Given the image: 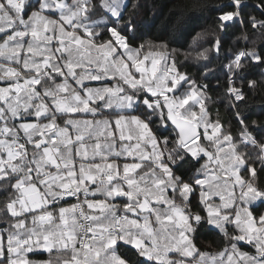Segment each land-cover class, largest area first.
Wrapping results in <instances>:
<instances>
[{"label": "snow or ice", "instance_id": "snow-or-ice-1", "mask_svg": "<svg viewBox=\"0 0 264 264\" xmlns=\"http://www.w3.org/2000/svg\"><path fill=\"white\" fill-rule=\"evenodd\" d=\"M256 7L226 65L233 136L166 42L133 43L136 0H0V264H264V137L244 89L264 69ZM248 8L218 5L217 27Z\"/></svg>", "mask_w": 264, "mask_h": 264}, {"label": "trees", "instance_id": "trees-1", "mask_svg": "<svg viewBox=\"0 0 264 264\" xmlns=\"http://www.w3.org/2000/svg\"><path fill=\"white\" fill-rule=\"evenodd\" d=\"M136 2L138 3L135 15L136 40L134 42L130 40V42L135 44L145 41L157 44L166 42L169 51L175 58L177 67L181 71L187 72L198 83L208 84L209 99L205 103L213 118L218 115L224 125V131L237 136L240 126L232 115L228 104L229 98L225 91L228 87L226 65L229 63L231 55L238 48L244 46V42L237 39L241 35L242 29L246 28L250 33L253 31L248 23V15L260 18L259 9L256 7L258 0H247L249 8L245 12L243 25L234 20L226 22L227 27L223 30L217 27V17L220 15L217 6L226 3L227 0H202L206 5L204 9L195 14L184 13L183 15L180 11L181 6L191 3V0H136ZM205 31L210 35L205 40L196 41L197 34ZM217 37L221 41V52L217 55L214 51H209L207 53L209 60L207 61L198 59V52L205 48H211L212 41ZM257 47H264V41L258 42ZM209 68L212 71H209ZM245 71L250 78L258 81L254 94L249 91L247 83L244 84L245 91L249 92L247 99L250 105L248 109L250 120H257L256 125L250 123V129L258 138L264 137V112L261 111L264 108V84L260 83L264 76V69H261L259 65L251 64ZM197 244L202 250L210 252L218 251L221 247L220 239L207 231L198 234ZM249 249V245L243 246V250ZM121 255L135 261V251H129L127 246L121 250ZM44 258L37 257V259Z\"/></svg>", "mask_w": 264, "mask_h": 264}, {"label": "crops", "instance_id": "crops-1", "mask_svg": "<svg viewBox=\"0 0 264 264\" xmlns=\"http://www.w3.org/2000/svg\"><path fill=\"white\" fill-rule=\"evenodd\" d=\"M87 83V82H86ZM91 83H99V82H91ZM191 103V102H190ZM210 131V130H209Z\"/></svg>", "mask_w": 264, "mask_h": 264}]
</instances>
